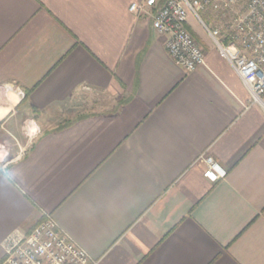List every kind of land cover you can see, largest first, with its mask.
Listing matches in <instances>:
<instances>
[{
    "label": "crops",
    "instance_id": "crops-1",
    "mask_svg": "<svg viewBox=\"0 0 264 264\" xmlns=\"http://www.w3.org/2000/svg\"><path fill=\"white\" fill-rule=\"evenodd\" d=\"M134 1L0 0V263L51 214L96 264H264V108L208 33L187 23V71Z\"/></svg>",
    "mask_w": 264,
    "mask_h": 264
},
{
    "label": "built area",
    "instance_id": "built-area-1",
    "mask_svg": "<svg viewBox=\"0 0 264 264\" xmlns=\"http://www.w3.org/2000/svg\"><path fill=\"white\" fill-rule=\"evenodd\" d=\"M207 9L223 16L226 25L209 27L200 16ZM129 10L137 17L152 18L154 28L166 37L169 54L187 71L206 59L203 46L187 26L191 13L249 89L253 103L264 108V0H144L134 1ZM83 90L93 88L86 85ZM201 159L210 180L226 176L227 170L213 157L203 155ZM3 246L5 257L0 264H96L51 214H45L29 232L15 229Z\"/></svg>",
    "mask_w": 264,
    "mask_h": 264
},
{
    "label": "rangeland",
    "instance_id": "rangeland-1",
    "mask_svg": "<svg viewBox=\"0 0 264 264\" xmlns=\"http://www.w3.org/2000/svg\"><path fill=\"white\" fill-rule=\"evenodd\" d=\"M200 16L202 20L211 28L217 26L224 27L226 25V19L223 16L219 17V14L212 9L201 10ZM188 23H192L197 28L203 29L202 31H204V33H208L204 28L203 24L198 19H196L191 13H189L188 15ZM210 41L213 42L212 38ZM28 137L24 136L23 139L18 138V141L16 139L13 140L15 143V152H17V155L20 153H24L29 149L30 142Z\"/></svg>",
    "mask_w": 264,
    "mask_h": 264
}]
</instances>
